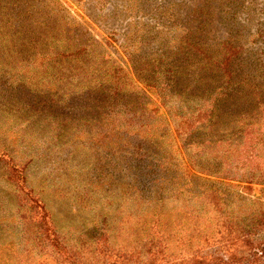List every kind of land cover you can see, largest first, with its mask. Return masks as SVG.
I'll use <instances>...</instances> for the list:
<instances>
[{
    "label": "trees",
    "instance_id": "trees-1",
    "mask_svg": "<svg viewBox=\"0 0 264 264\" xmlns=\"http://www.w3.org/2000/svg\"><path fill=\"white\" fill-rule=\"evenodd\" d=\"M34 1L0 0V60L9 58L0 77L17 76V88L29 91V119L48 128L43 143L61 142L62 176L71 165L68 146L80 136L102 164L77 195L82 217L69 221L49 196L67 199L70 188L33 180L26 163L2 152L13 206L3 208L8 196L0 197V264L41 257L45 264H264V24L243 33L236 18L249 3L204 0L193 8L187 0L181 18L175 6L182 3L173 0L172 12L159 11L157 45L148 52L138 53L136 32L121 42L108 36L154 91L159 106L149 109L123 67L94 48L58 0ZM131 4L122 0L129 14ZM181 23L189 32L170 50ZM219 24L225 33L211 37ZM148 39L138 35L147 46ZM52 81L61 94L41 98L38 86ZM103 183L121 186L119 196L108 194L110 210Z\"/></svg>",
    "mask_w": 264,
    "mask_h": 264
},
{
    "label": "rangeland",
    "instance_id": "rangeland-1",
    "mask_svg": "<svg viewBox=\"0 0 264 264\" xmlns=\"http://www.w3.org/2000/svg\"><path fill=\"white\" fill-rule=\"evenodd\" d=\"M39 1L41 0H35L34 3ZM42 1L46 2L47 0ZM58 1L64 6L66 11H68L67 17L71 18L75 24H78L80 28H82L80 30L83 32V35L85 37H91L94 48L97 51L107 52L112 59L123 67L135 91H140L143 96H145L146 108L151 109L159 106L154 91L137 81L126 56L122 54L116 42H113L114 44L111 46L107 40L108 36H111V33H115L116 38L121 42L126 32H136V39L138 41L136 46L139 48L138 53L148 52L149 50L147 49H155L157 44H154V39L151 34L152 31L161 29L162 22L160 21L162 20V14L159 11L166 8L167 12H172L173 0H131L135 1L137 4L130 5V8H134L132 14H129L130 11L126 10L125 6L122 5V0H109L102 5L99 3L101 0ZM176 1L182 3L179 7L175 6V11L179 12L181 14L180 17L183 18L186 12V6L183 2L187 0ZM203 1L204 0H193L192 7L196 8L198 5L202 4ZM245 1L249 3V7L238 8L239 11L236 18L238 19V31L248 33L253 32L259 25L264 24V0ZM124 2L130 4V1ZM54 4V15H59L61 17L60 14L63 12L59 11L60 7L57 3ZM136 10L138 11L136 12ZM218 10L219 9H215V14H217ZM223 10L225 11V6L218 12L224 17L226 16V12ZM58 12L59 14H56ZM15 23H17V21H15ZM129 23L134 26H130ZM226 28V26L220 24L214 26L209 30V35L211 37L214 35L220 36L225 33ZM75 30L76 33H78V30ZM172 30V40L168 43V48L170 50L179 46L182 35L189 32V29L184 27L182 23ZM142 33L149 38L148 40L151 39L149 46L145 45V42L138 40V35ZM244 43L247 45L245 41ZM1 56L3 55L0 51V57ZM8 59L1 60L5 62ZM1 60L0 67L3 65ZM11 65L13 64H6V67ZM21 66V64H16L17 70H20ZM17 81V76L12 80L9 74L0 77V197L8 196L7 201H3L2 198H0V200L4 202L3 208L10 209L13 206L9 203V198L11 197L9 193L10 188L6 187V182L4 180L5 168L1 161V159L6 158L4 157L5 155H2V152L6 151L7 153V151H9L15 160H22L23 163L27 164L26 171L33 180H39L44 183L43 185H45V183L46 185H51L56 180L60 184H64L66 188L69 187L71 190L69 189L67 191V199L66 197L60 199L54 192H50L52 193V195L49 196L51 200L50 207L57 212L56 214H58L60 210L62 211V214L59 215L60 218H67L69 221L80 220L83 215L81 213L83 212L82 210L78 212L77 195L86 192V190L82 191L81 185L93 175L91 170L94 169L96 165L100 166L102 164V159H95V156H92L94 151H92L91 147L81 141L82 136L77 137L70 143V146H68L72 149V153L70 154L71 158L69 159L71 165H68L69 167H67L65 175L62 176V170L60 168L62 164V162H60L61 155L59 151H57L61 142L59 143V141H57L55 144L50 143L48 145L43 143L42 139L48 132L46 121L42 118L29 119L30 108L28 107L27 101L30 98V93L27 90L23 92L22 88L19 90L16 86ZM38 88L41 91L40 95L43 99L46 95L52 93L56 96L61 94V92L58 91L59 85L53 81L50 84L41 83ZM56 107L58 108V106H55L53 109L56 110ZM161 113H163L162 107L158 110V114ZM67 136L68 135H65V138H67ZM54 145L57 147H53ZM47 146L50 148H47ZM69 169L75 173L71 178L66 177L69 173ZM103 185L104 190L101 192L105 194V198L107 199L102 200H105L108 207L107 210H110L111 204L109 203L110 197L108 194L114 189L108 188L104 183ZM115 187L114 192L119 196L121 186L118 184L115 185ZM258 188L259 186L254 185L255 193H258ZM90 194L94 195L93 191ZM4 253L3 247L2 249L0 248V259L1 257L5 258L6 254ZM45 262H47L45 258L41 257L37 259L36 264H45ZM49 263H52V261L49 260Z\"/></svg>",
    "mask_w": 264,
    "mask_h": 264
}]
</instances>
